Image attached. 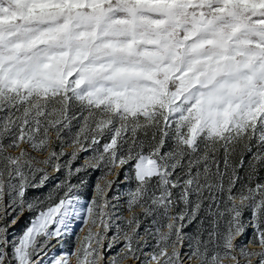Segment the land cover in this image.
<instances>
[{"label":"snow or ice","instance_id":"snow-or-ice-1","mask_svg":"<svg viewBox=\"0 0 264 264\" xmlns=\"http://www.w3.org/2000/svg\"><path fill=\"white\" fill-rule=\"evenodd\" d=\"M193 260L264 264V0H0V264Z\"/></svg>","mask_w":264,"mask_h":264},{"label":"rangeland","instance_id":"rangeland-1","mask_svg":"<svg viewBox=\"0 0 264 264\" xmlns=\"http://www.w3.org/2000/svg\"><path fill=\"white\" fill-rule=\"evenodd\" d=\"M65 151H69L70 152L71 149L70 148H65ZM76 163L77 164L83 163V159H80L79 162L77 161ZM49 172H51V169H49ZM93 173L94 172L89 171L86 174H81V175H83L84 179L87 181V185L81 190L82 198L84 200H87V199L91 198L92 188H93V185L96 182V178L92 177V175H94ZM114 178H115L114 176H110L109 177V179H114ZM73 182L75 183L77 181L74 180ZM127 188H128V184L124 183V177H123V175H121L119 177V182L113 187V189H112V191L110 193L112 196H116V195H120L121 196V200H120L121 214L124 217L128 216V212L126 210V207H124L126 197L123 195L127 191ZM135 211H137V212L139 211L140 212L139 209H136ZM25 215H27V213ZM25 223H26L25 218L22 217L21 220L18 222V224L11 229V231L13 233L19 234L20 231L25 226ZM148 224H150V220H143L142 221V225H141V228H140L141 235H143L144 227H146ZM78 231H79V227L76 226V232H78ZM113 231H115V229H113ZM81 235H83V233H81ZM74 241H75V233H73L72 235L68 236L66 238L65 242H64L63 248L57 247L56 252L59 253V252H62V251H70L73 248V246H74ZM151 242L152 241L150 240V243ZM185 245H187V244H185ZM185 247H184L183 251H188V248H185ZM116 250H118V248L114 249V251H116ZM128 264H132V262L129 261ZM189 264H196V261L193 260V261L189 262Z\"/></svg>","mask_w":264,"mask_h":264},{"label":"trees","instance_id":"trees-1","mask_svg":"<svg viewBox=\"0 0 264 264\" xmlns=\"http://www.w3.org/2000/svg\"><path fill=\"white\" fill-rule=\"evenodd\" d=\"M80 159H83V156ZM78 162H79V160H78ZM93 174L94 175H92V177L96 178L99 175V172H94ZM242 174L243 173H241V175ZM138 213H139V211H138ZM247 215L248 214L245 213V219H247ZM195 227H196L195 224L190 225L188 228L185 229V231L189 232V233H192L194 231ZM251 233H252L251 228H248L247 231H246V234L243 237L239 238V242L240 243H245L248 240V238L251 236ZM185 244H187V242H185ZM185 246H186L185 248H187V245H185Z\"/></svg>","mask_w":264,"mask_h":264}]
</instances>
